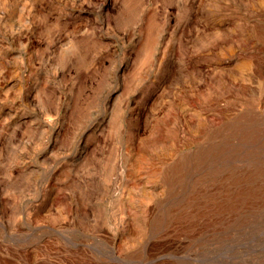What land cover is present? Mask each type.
Returning a JSON list of instances; mask_svg holds the SVG:
<instances>
[{
	"label": "rangeland",
	"instance_id": "374dc122",
	"mask_svg": "<svg viewBox=\"0 0 264 264\" xmlns=\"http://www.w3.org/2000/svg\"><path fill=\"white\" fill-rule=\"evenodd\" d=\"M261 2L0 0V264H264L258 97L233 99L232 121L207 115L213 160L172 192L128 176L138 151L194 129L218 65L250 53L264 61L261 37L243 41L264 27ZM198 149L180 144L166 166ZM249 186L252 200L213 211L212 196ZM143 218L146 235L126 245Z\"/></svg>",
	"mask_w": 264,
	"mask_h": 264
},
{
	"label": "bare ground",
	"instance_id": "6f19581e",
	"mask_svg": "<svg viewBox=\"0 0 264 264\" xmlns=\"http://www.w3.org/2000/svg\"><path fill=\"white\" fill-rule=\"evenodd\" d=\"M261 1V0H260ZM264 3V0H262ZM261 2V3H262ZM221 7V6H220ZM225 7V6H224ZM264 7V6H263ZM229 9V8H228ZM220 11V10H218ZM232 11V10H231ZM259 11V10H258ZM257 11V12H258ZM223 12V11H222ZM256 12V13H257ZM254 13V12H253ZM230 14V13H229ZM263 14V13H262ZM231 16V15H230ZM220 17V16H219ZM254 17V16H252ZM260 17V16H259ZM250 18V17H249ZM258 19V18H257ZM247 20V19H246ZM223 21V20H222ZM226 21V20H225ZM264 21V20H263ZM255 22V21H254ZM256 24V23H255ZM226 25V24H225ZM251 25V24H250ZM249 25V26H250ZM242 26V25H241ZM264 26V25H263ZM224 27V26H223ZM244 27V26H243ZM221 28V27H219ZM241 28V27H240ZM229 29V28H228ZM226 29L227 31H229ZM243 29V28H242ZM241 29V30H242ZM218 30V29H217ZM244 30V29H243ZM242 30V31H243ZM252 30V29H251ZM238 32V31H237ZM247 32V31H246ZM239 33V32H238ZM251 33V32H250ZM253 34H246L244 35L243 41L245 43H250V37L253 36H259L264 40V27L262 26H254V29L252 30ZM236 35V34H235ZM234 35V36H235ZM243 35V34H242ZM240 34V36H242ZM237 36V35H236ZM239 37V36H238ZM208 38H210L208 36ZM257 38V37H256ZM152 39V38H151ZM261 39V40H262ZM204 40V39H203ZM209 40V39H208ZM228 40V39H227ZM226 40V41H227ZM256 40V39H254ZM259 40V38H258ZM253 41V40H252ZM150 43V41H147ZM216 42V41H215ZM225 42V41H224ZM223 42V43H224ZM256 42V41H255ZM261 42V41H260ZM218 44V42H217ZM254 44V42H253ZM210 45V44H209ZM212 45V44H211ZM238 45V44H237ZM258 45V44H257ZM155 46V45H154ZM152 46V47H154ZM214 46V45H213ZM216 46V44H215ZM230 46V45H229ZM243 46V45H242ZM246 47V45L244 46ZM248 47V46H247ZM258 47V46H257ZM221 48V47H220ZM223 48V47H222ZM232 48V47H231ZM241 47H239L240 49ZM255 48V47H254ZM260 51L264 50V45L258 47ZM210 49V48H209ZM219 49V48H218ZM228 49V47H227ZM237 49V48H236ZM237 49V50H239ZM244 49V48H241ZM246 49V48H245ZM235 50V49H234ZM233 50V52H234ZM251 50V49H250ZM221 52V51H220ZM249 52V51H248ZM257 52V51H256ZM231 53V52H230ZM236 53V52H235ZM239 54H242L239 52ZM260 54V53H259ZM229 55V54H228ZM225 54V56H228ZM147 59V58H146ZM221 59V58H220ZM264 59V58H263ZM219 60V59H218ZM235 61V60H234ZM218 62V61H217ZM216 62V63H217ZM221 62V60H220ZM214 63V62H213ZM234 63V62H233ZM230 61H225L221 63V65H218L216 68H218V76H217V86L215 89L216 91L213 92H207L203 94L199 100L198 103L202 109L201 118H199V121L197 125L194 127L192 131L186 130L183 128H179V132L177 131V137L174 139H171L166 142V145L163 146L160 150H156L155 153H145L138 151L134 157L130 159V167L128 169V176L130 180L133 183H136L141 178H147L148 181H151L153 183H161L163 184L164 188L168 190L167 192H172L176 184L184 179L185 171H189V169H192L194 165H203L206 162H210L213 160V157L211 154L214 150H216V146L214 145H206L204 144V138L209 137L210 134L212 135V132L207 127L205 118L207 115L209 118H211V121H217L218 118L216 116V112L220 111V113L223 115V118L230 120L231 118L234 119L235 113L233 112V109L231 107V103L233 102V99H250L251 101L256 99L258 97L260 101L264 104V61L260 60L258 54L250 53L242 56L239 58L238 62L236 64H233ZM167 68V67H166ZM166 70V69H165ZM216 73V72H215ZM193 75V74H192ZM213 75V74H212ZM214 77V76H212ZM212 85V84H211ZM206 87V86H205ZM209 90V89H207ZM195 96V95H194ZM197 97V96H196ZM180 100V99H179ZM182 101V100H181ZM246 102V101H245ZM187 104V103H186ZM236 104V103H235ZM248 104V102L246 103ZM182 105V104H181ZM188 105V104H187ZM190 105V104H189ZM255 105V104H254ZM249 106V105H248ZM262 106V105H261ZM187 107V106H186ZM192 107V106H191ZM247 107V106H246ZM263 107V106H262ZM256 109V108H255ZM193 110V109H192ZM248 110V109H247ZM189 111V110H188ZM246 111V110H245ZM250 111V110H249ZM253 111V110H252ZM257 111V110H256ZM194 112V111H193ZM196 113V112H195ZM218 113V112H217ZM256 113V112H255ZM191 114V112H190ZM245 114V113H243ZM247 114V113H246ZM261 114V113H260ZM252 115V114H251ZM254 115V114H253ZM237 116V115H236ZM239 116V115H238ZM242 116V114H241ZM195 117V116H194ZM254 117V116H253ZM208 118V119H209ZM238 118V117H237ZM246 118V116H245ZM198 120V119H197ZM223 120V119H222ZM239 122H242V118L237 119ZM190 121V120H189ZM227 121V122H228ZM252 121V119H251ZM177 122V121H176ZM216 123V122H215ZM221 123V122H220ZM219 123V124H220ZM223 123V122H222ZM236 123V122H235ZM245 123V122H244ZM242 123V124H244ZM261 123V122H260ZM181 124V123H180ZM226 124V121L224 122ZM223 124V125H224ZM241 124V125H242ZM262 124V123H261ZM195 125V124H194ZM211 125V124H210ZM218 125V123H217ZM221 125V124H220ZM215 126V125H214ZM235 124L229 123L226 125V128L230 130V132H233L235 130ZM259 126V125H258ZM213 127V126H212ZM237 127V126H236ZM252 127V126H251ZM249 127V128H251ZM193 128V127H192ZM224 128V129H226ZM259 128V127H258ZM223 129V130H224ZM245 129V128H244ZM243 129V130H244ZM169 130V129H168ZM242 131V129H240ZM220 131V128H219ZM176 132V131H175ZM254 132V131H253ZM218 133V132H217ZM223 133V132H222ZM236 133V132H235ZM234 133V134H235ZM232 134V135H234ZM230 135V134H229ZM241 135V133H240ZM213 136V135H212ZM217 136V135H216ZM228 136V135H227ZM226 137V135H225ZM232 137V136H230ZM222 138V137H221ZM231 139V138H230ZM234 139V138H233ZM249 139V138H248ZM219 140H223L219 139ZM232 140V139H231ZM243 140V139H242ZM241 140V141H242ZM229 141V140H227ZM235 141V140H234ZM217 142V141H215ZM129 143V142H128ZM225 143V142H224ZM180 144H196L200 149L196 151V154L193 153V156H186L179 159L176 163H172L169 166H166L169 163V160L171 161V158L176 154ZM232 144V143H231ZM239 144V143H237ZM206 145V146H205ZM221 146V145H220ZM223 146V145H222ZM129 147V146H128ZM225 147V145H224ZM195 149V148H193ZM236 150V149H235ZM233 151V150H232ZM134 152V151H133ZM231 152V151H230ZM181 153V152H180ZM187 153V152H186ZM185 153V154H186ZM192 153V151H191ZM222 154V153H221ZM181 155V154H180ZM130 156V155H129ZM104 158V157H103ZM175 158V157H174ZM256 157H254L255 159ZM253 159V158H252ZM127 160V159H126ZM260 160V159H259ZM262 160V159H261ZM103 161V160H102ZM128 161V160H127ZM215 161V160H214ZM256 161V160H254ZM253 161V162H254ZM264 161V160H263ZM175 162V161H174ZM260 162V161H258ZM212 163V162H211ZM109 165V164H108ZM220 165V164H219ZM259 166V165H257ZM108 167V166H107ZM255 168V167H254ZM258 168V167H257ZM261 168V167H259ZM229 169V168H228ZM237 169V168H236ZM232 170V169H231ZM254 170V169H253ZM205 171V170H204ZM227 171V170H225ZM236 171V170H234ZM233 171V172H234ZM259 171V170H258ZM237 172V171H236ZM235 172V173H236ZM256 172V171H255ZM204 173V172H203ZM202 173V174H203ZM228 173V172H226ZM240 173V172H239ZM247 173V172H245ZM250 173V172H249ZM201 174V175H202ZM222 174V173H221ZM258 174V173H257ZM262 174V173H261ZM244 175V174H243ZM253 175V174H251ZM260 175V174H258ZM256 175V176H258ZM199 176V175H198ZM225 176V172H224ZM223 176V177H224ZM229 176V175H228ZM231 176V175H230ZM240 176V175H238ZM255 176V177H256ZM205 177V176H204ZM208 177V176H207ZM218 179V176H215ZM222 177V176H221ZM253 177V176H252ZM196 178V177H194ZM227 178V177H226ZM245 178V177H243ZM251 178V177H250ZM203 179V178H202ZM224 179V178H221ZM241 179V178H240ZM261 180V178H259ZM204 180V179H203ZM230 181V179H229ZM245 181V179H244ZM208 182V181H207ZM227 182V181H226ZM241 182V181H240ZM184 183V182H183ZM199 183V182H198ZM203 183V182H202ZM201 183V184H202ZM216 183V182H215ZM222 183V182H221ZM229 182H227L228 184ZM233 183V182H232ZM249 183V182H248ZM260 183V182H259ZM264 183V182H263ZM200 184V185H201ZM214 184V183H213ZM236 184V183H235ZM153 185V184H152ZM158 185V184H157ZM210 185V184H207ZM206 185V186H207ZM216 185V184H215ZM252 185V184H251ZM184 186V185H183ZM202 186V185H201ZM217 186V185H216ZM221 186V185H220ZM219 186V187H220ZM226 186V185H225ZM156 188V186L154 185ZM208 187V186H207ZM212 187V186H210ZM208 187V188H210ZM218 187V188H219ZM230 187V186H229ZM162 188V187H161ZM189 188V187H188ZM213 188V187H212ZM212 188H210L212 190ZM227 188V187H226ZM258 187L254 188L252 186H249L247 188L245 187H239V189L236 190V192L229 193L225 198H218L216 196H210L211 205H213V211H221L225 209H233V207H236L237 204H241L245 201H248L249 199L252 200V197L254 195L258 194ZM151 189V188H150ZM163 189V188H162ZM203 189V188H202ZM209 189V190H210ZM225 189V188H224ZM261 189V188H260ZM264 189V188H262ZM198 190V189H197ZM205 190V189H204ZM217 190V189H216ZM221 190V188H220ZM219 190V191H220ZM160 191V190H159ZM223 191V190H222ZM158 192V191H157ZM166 192V193H167ZM200 192V191H199ZM198 192V193H199ZM212 192V191H211ZM263 192V191H262ZM134 193V192H133ZM161 193V192H160ZM165 193V194H166ZM154 194V191L146 190L144 192V196L147 197L149 195ZM163 194V193H162ZM217 194V193H216ZM201 195V194H200ZM221 195V194H220ZM130 196V194H129ZM193 196V195H192ZM263 196V195H262ZM145 197L143 199H145ZM199 197V196H197ZM206 197V196H205ZM196 198V197H195ZM202 198V197H201ZM204 198V197H203ZM142 199V198H141ZM192 200V199H191ZM198 200V199H197ZM203 201V200H202ZM201 201V202H202ZM257 201V200H256ZM198 202V201H197ZM200 202V201H199ZM200 202V203H201ZM207 202V201H206ZM209 202V201H208ZM250 202V201H249ZM254 202V201H253ZM260 202V200H259ZM248 203V202H247ZM245 204V203H244ZM255 204V203H254ZM187 205V204H186ZM189 205V204H188ZM193 205V204H192ZM196 205V204H195ZM193 205V206H195ZM203 205V204H202ZM205 205V204H204ZM253 205V204H252ZM251 205V207H252ZM259 205V204H258ZM198 206V205H197ZM243 206V204H242ZM248 206V205H247ZM257 206V205H256ZM261 206V205H260ZM200 207V206H199ZM203 207V206H202ZM209 207V206H208ZM240 207V206H239ZM245 207V206H244ZM258 207V206H257ZM256 208V207H255ZM237 209V208H236ZM235 209V210H236ZM253 209V208H252ZM183 210V209H182ZM207 210V209H205ZM242 211V208L240 209ZM197 211V210H196ZM210 211V210H209ZM229 211V210H228ZM199 212V211H198ZM227 212V211H226ZM195 213V212H194ZM182 214V213H181ZM184 214V213H183ZM189 214V213H187ZM197 214V213H196ZM231 214V213H230ZM235 214V212H234ZM201 215V214H200ZM217 215V214H216ZM181 216V215H180ZM188 216V215H187ZM206 216V214H205ZM210 216V215H209ZM193 217V216H192ZM188 218V217H186ZM191 218V217H190ZM181 219V218H180ZM134 228V227H133ZM148 230L147 222L145 218L140 219L137 222V228L133 231H131L127 236L125 237L126 245L127 243H133V242H139L143 239V236L146 235V232ZM121 241V238H120ZM123 244V243H122ZM124 245V244H123ZM136 246V245H135ZM125 247V246H124Z\"/></svg>",
	"mask_w": 264,
	"mask_h": 264
}]
</instances>
